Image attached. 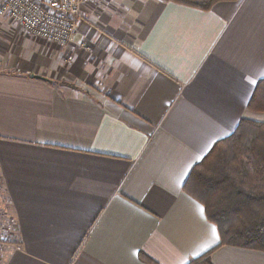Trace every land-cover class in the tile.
I'll list each match as a JSON object with an SVG mask.
<instances>
[{
  "label": "crops",
  "instance_id": "crops-1",
  "mask_svg": "<svg viewBox=\"0 0 264 264\" xmlns=\"http://www.w3.org/2000/svg\"><path fill=\"white\" fill-rule=\"evenodd\" d=\"M261 79L264 0H89L64 49L0 18L2 264H264L182 190Z\"/></svg>",
  "mask_w": 264,
  "mask_h": 264
},
{
  "label": "trees",
  "instance_id": "trees-1",
  "mask_svg": "<svg viewBox=\"0 0 264 264\" xmlns=\"http://www.w3.org/2000/svg\"><path fill=\"white\" fill-rule=\"evenodd\" d=\"M209 10L220 0H162ZM247 109L264 112V79L259 80ZM184 193L199 202L218 230L220 246L264 252V124L246 119L214 144L189 172ZM188 264H212L211 253ZM145 262L150 261L140 256Z\"/></svg>",
  "mask_w": 264,
  "mask_h": 264
},
{
  "label": "built area",
  "instance_id": "built-area-1",
  "mask_svg": "<svg viewBox=\"0 0 264 264\" xmlns=\"http://www.w3.org/2000/svg\"><path fill=\"white\" fill-rule=\"evenodd\" d=\"M89 0H0V18L20 26L29 35L59 48L70 47L77 35L81 10ZM83 50L90 47L81 43ZM72 57H68L71 60ZM0 219V241L17 231L15 217Z\"/></svg>",
  "mask_w": 264,
  "mask_h": 264
},
{
  "label": "rangeland",
  "instance_id": "rangeland-1",
  "mask_svg": "<svg viewBox=\"0 0 264 264\" xmlns=\"http://www.w3.org/2000/svg\"><path fill=\"white\" fill-rule=\"evenodd\" d=\"M8 215L12 216L13 214L10 210V204H9L8 198L5 195V193L1 187V183H0V219L3 221H6L7 220L6 216H8ZM15 233H16V231L14 232V234L12 236L8 237L6 240L0 241V245L12 241L14 236H15ZM1 258H2V256L0 253V264H2Z\"/></svg>",
  "mask_w": 264,
  "mask_h": 264
},
{
  "label": "water",
  "instance_id": "water-1",
  "mask_svg": "<svg viewBox=\"0 0 264 264\" xmlns=\"http://www.w3.org/2000/svg\"><path fill=\"white\" fill-rule=\"evenodd\" d=\"M31 77L34 79H39V80H46L45 78L37 76V75H32Z\"/></svg>",
  "mask_w": 264,
  "mask_h": 264
},
{
  "label": "snow or ice",
  "instance_id": "snow-or-ice-1",
  "mask_svg": "<svg viewBox=\"0 0 264 264\" xmlns=\"http://www.w3.org/2000/svg\"><path fill=\"white\" fill-rule=\"evenodd\" d=\"M213 232H215V229H212Z\"/></svg>",
  "mask_w": 264,
  "mask_h": 264
}]
</instances>
